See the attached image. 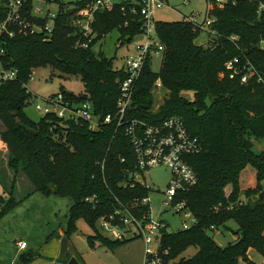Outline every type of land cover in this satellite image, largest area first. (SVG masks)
<instances>
[{
  "label": "trees",
  "instance_id": "trees-1",
  "mask_svg": "<svg viewBox=\"0 0 264 264\" xmlns=\"http://www.w3.org/2000/svg\"><path fill=\"white\" fill-rule=\"evenodd\" d=\"M60 4L56 28L51 37L44 31L14 37L0 34V72L17 70V78L0 83V134L8 146L7 167L14 177L24 174L33 186L32 192L45 196L69 198L72 202L68 227L63 237L71 239L77 223L84 220L94 231L88 237L96 245L113 250L129 241H111L102 236L97 225L117 212L128 210L139 222L150 221L151 210L141 201L151 191L136 181L139 172L133 146L125 131L114 125L92 130L88 124L62 126L51 116L32 120L25 112L33 94L27 85L36 70L50 68L64 79L79 78L84 91L71 94L61 88L66 98L76 103L90 102L96 114H114L120 98V81L126 77L123 67L95 47L106 36L119 32L118 43L128 45L142 33V23L125 26L127 17L120 8L100 13L94 24L97 37L87 49L77 47L80 31L72 26L71 12L85 1L44 0ZM7 0H0V25L7 17ZM30 0L26 13L31 22L43 29L46 21L33 18ZM264 0H229L220 9L210 10L215 22L211 45L197 43L202 31L189 22H157V34L165 46L159 72L149 59L138 81L128 119L160 124L171 117L185 121L188 131L198 137L204 150L188 161L199 183L179 199L196 220L190 229L173 233L167 224L161 230L162 249L169 250L165 264L180 257L192 246L198 253L178 264H238L249 260L254 249L264 256V150L254 152V142L264 139ZM139 19V18H138ZM235 37L236 41L231 39ZM249 61L257 71L247 84L240 78H221L225 65L234 58ZM166 96L155 111L157 80ZM261 79V81L259 80ZM187 93L193 94L190 98ZM20 120V124L17 123ZM32 130L35 134L30 132ZM252 170V171H249ZM249 185L242 187L243 173ZM0 197V219L17 205V183L5 185ZM229 190V192H227ZM89 199V201H87ZM248 199V200H247ZM234 220L239 225L238 240L227 248L218 247L208 235L211 227L220 229ZM114 224L123 226L120 218ZM74 255H70L68 260ZM74 257L83 264L82 257ZM32 254L22 253L18 264H29Z\"/></svg>",
  "mask_w": 264,
  "mask_h": 264
},
{
  "label": "built area",
  "instance_id": "built-area-1",
  "mask_svg": "<svg viewBox=\"0 0 264 264\" xmlns=\"http://www.w3.org/2000/svg\"><path fill=\"white\" fill-rule=\"evenodd\" d=\"M77 1H85L81 7L74 6L71 12L70 22L81 33L77 47L89 48L97 37L94 31L97 16L100 13L112 12L116 8H120L124 16L128 18L125 26L137 20L142 23L140 37L143 38V42L134 45L133 54L128 57L123 66L126 77L120 81V98L116 113L105 117L99 116L96 114L92 103H76L66 98L62 93L50 97L47 100L46 107L37 105L36 110L44 116L56 118L62 126L69 123H86L92 130H99L104 125H114L117 129H123L136 155L139 172L133 175L135 180L152 192L153 188L141 181V179H144L145 175L152 168L165 167L171 170L173 179L165 194V206L175 211L176 214H182L186 219L191 220V223L185 221L183 224L184 230L190 229L196 224V220L191 212L187 210L186 202L180 200L178 197L181 193L189 191L199 183L198 175L191 167L188 159L203 152V143L198 137L193 136L188 131L185 121L180 117L168 118L160 124H148L141 120L128 119L127 117L128 111L133 104L138 81L147 62L149 59H152L153 62L158 59L163 60L165 46L157 34L158 21L156 20V14L159 9L167 6V0ZM208 1L211 6L209 7L205 22H198L195 16L186 17L184 21L194 25L195 29L197 28L207 33L212 32L213 35H216L211 30L215 20L211 19L210 10L214 7L223 9L229 0ZM29 2L30 0H7V17L0 25V34L5 33L10 37H14L16 33L12 29H18L23 35L39 33L41 31H44L47 37L53 35L60 12V4L44 0H34L30 15L33 18L46 21L43 29L37 23L31 22L26 15V13H29L27 10ZM36 3L46 4L48 6L47 10H44L41 6H37ZM54 5L57 6L55 12L50 10V7ZM262 8L264 9V6ZM231 40L236 41L237 38L233 37ZM262 44L264 45V42ZM2 54H4V51L0 48V55ZM17 74V70L0 72V83L15 80ZM223 75H228L230 79L240 78L242 84H247L253 76L257 75V71L249 61L242 63L240 58L237 57L225 65ZM33 80L32 75L30 81ZM259 80L261 81V79ZM162 89V82L158 79L154 85L153 93L162 92ZM29 91L33 94L30 89ZM35 98L36 96L33 95L31 101L34 102ZM141 204L149 206L151 210L150 196L144 198ZM117 218H120L123 226L126 227L125 229H136L145 241L147 248L144 264H165V258L169 255V250L162 249L160 233L165 228V224L162 221L155 223L152 220V215H150V221L146 225H143L126 209L117 212L115 218L113 216L110 220L102 219L100 221L102 228L119 239L125 237L119 233V230L122 228L113 222ZM216 230L215 227L210 228L212 232ZM17 246L19 252L25 251L28 248V244L24 241L19 242Z\"/></svg>",
  "mask_w": 264,
  "mask_h": 264
},
{
  "label": "rangeland",
  "instance_id": "rangeland-1",
  "mask_svg": "<svg viewBox=\"0 0 264 264\" xmlns=\"http://www.w3.org/2000/svg\"><path fill=\"white\" fill-rule=\"evenodd\" d=\"M69 1V0H68ZM77 1V0H70ZM44 10H47L46 4L36 3ZM208 0H167V6L159 9L156 14L158 22L176 23L182 22L186 17L195 16L200 23L205 22L210 7ZM55 12L57 6L50 7ZM213 20L214 18L211 17ZM119 32L114 31L104 37L95 47L97 53L103 52L108 58L114 59L118 67H123L129 56L133 54V47L143 42V38L138 36L128 45L121 46L118 43ZM197 43L204 47L210 46L211 39L207 32H202ZM162 66V59L153 62V70L159 72ZM221 78L225 76L223 73ZM33 81H30L27 87L36 96L34 102L25 108L26 114L34 121L38 122L44 115L36 110L37 105L46 107L47 100L61 92V88L68 93L79 95L84 91V86L79 78L64 79L60 73L54 72L50 68L39 69L33 73ZM156 95L155 111L164 102L165 91L154 93ZM190 98L193 94L187 93ZM0 125L2 121L0 120ZM0 155V179H3L5 185L11 186L14 179L17 183L16 200L17 205L10 209L4 217L0 219V264H18V259L22 252L18 251L17 244L25 241L29 248L25 254H32L29 264H56L59 261L61 246L70 218L72 202L69 198L58 196H45L39 192H32L33 186L24 174L17 178L9 171L7 162L9 159L8 146L4 143L1 146ZM264 150V139L254 142V152L260 153ZM252 171V170H249ZM243 173L242 187L249 185L246 175ZM173 179L171 170L165 167L152 168L141 181L147 183L153 188L150 194L151 215L155 223L164 222L173 233L183 231V224L189 221L182 214H176L175 211L165 206L166 193ZM157 189V191H155ZM229 192V190H227ZM5 196L4 190L0 186V197ZM248 200V199H247ZM191 223V220L189 221ZM78 231L72 235L69 241V248L64 258L68 260L70 255H79L82 257L83 264H144L146 254V243L142 238L129 241L113 250L96 245L91 248L88 243V237L94 234V231L84 221L77 223ZM99 233L105 238L116 241V238L110 232L104 230L99 223L97 225ZM239 225L231 220L215 232H208L215 244L220 248H227L235 244L238 240L237 232ZM119 233L126 240L133 239L138 231L132 229H120ZM199 251L198 247L192 246L187 249L180 257L171 261L169 264H178L182 259L194 257ZM249 260L253 264H264V256L257 250L252 249L249 252ZM17 261V262H15ZM238 264H250L248 261H240Z\"/></svg>",
  "mask_w": 264,
  "mask_h": 264
},
{
  "label": "water",
  "instance_id": "water-1",
  "mask_svg": "<svg viewBox=\"0 0 264 264\" xmlns=\"http://www.w3.org/2000/svg\"><path fill=\"white\" fill-rule=\"evenodd\" d=\"M17 123L20 124L21 123L20 120H17ZM30 132L32 134H35L32 130H30ZM68 248H69V241H68L67 238H64L63 241H62L61 253H60V256H59V261L56 264H64L63 260L66 257V254L68 252ZM68 264H81V263L77 260V258L72 257V258L69 259Z\"/></svg>",
  "mask_w": 264,
  "mask_h": 264
},
{
  "label": "crops",
  "instance_id": "crops-1",
  "mask_svg": "<svg viewBox=\"0 0 264 264\" xmlns=\"http://www.w3.org/2000/svg\"><path fill=\"white\" fill-rule=\"evenodd\" d=\"M4 131V127H3V125H0V134L2 133ZM2 144H4L3 142H2V140H1V138H0V146L2 145ZM0 150H1V147H0ZM0 155H2L1 154V152H0ZM2 180V179H1ZM0 186H1V188L4 190V188H3V186H2V183L0 182ZM7 196V195H6ZM5 197V196H4ZM61 235L63 236L64 234L63 233H61ZM25 242V241H24ZM27 243V242H26ZM18 247V246H17ZM28 248H29V244H28ZM28 248L25 250V251H27L28 250ZM25 251H22V253H24ZM75 256V255H74ZM73 256V257H74ZM76 258V257H75ZM58 262V261H57Z\"/></svg>",
  "mask_w": 264,
  "mask_h": 264
}]
</instances>
